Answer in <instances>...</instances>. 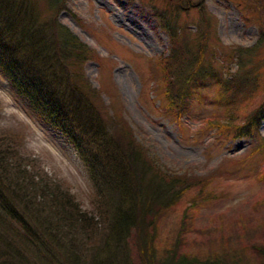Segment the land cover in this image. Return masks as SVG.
I'll return each instance as SVG.
<instances>
[{"label":"rangeland","instance_id":"rangeland-1","mask_svg":"<svg viewBox=\"0 0 264 264\" xmlns=\"http://www.w3.org/2000/svg\"><path fill=\"white\" fill-rule=\"evenodd\" d=\"M34 1L40 10L45 6L44 0ZM66 6L58 19L96 50L84 71L102 91L104 104L123 107L136 137L162 168L181 177L193 173L205 184L161 212L158 256L176 249L190 257L219 255L234 264H264L262 113L257 142L236 134L252 111L264 110V0H66ZM155 8L164 10L173 25L188 27L193 70L187 66L185 73L197 76L187 83L174 113H166L170 103L153 91L150 58L168 56L173 44L154 17ZM236 46L245 49L241 59L230 58ZM215 73L227 77V87L216 83ZM219 121L229 125L227 130L214 125ZM5 128L24 135L17 160L29 162L82 211L96 216L87 163L0 72V131ZM128 241L129 264H142L135 237Z\"/></svg>","mask_w":264,"mask_h":264},{"label":"trees","instance_id":"trees-1","mask_svg":"<svg viewBox=\"0 0 264 264\" xmlns=\"http://www.w3.org/2000/svg\"><path fill=\"white\" fill-rule=\"evenodd\" d=\"M32 1L0 0V72L70 139L88 165L98 206L96 216L82 211L55 181L46 180L29 162L17 160L24 135L3 129L0 264H129L131 235L142 264H234L219 255L205 259L179 255L176 249L158 256L161 212L191 188L205 184L193 173L181 177L162 168L160 159L136 137L123 107L104 104L102 91L84 71L86 62L96 58V50L58 19L67 8L66 0H44L42 10ZM155 10L154 17L173 44L168 56L150 58L154 90L178 108L186 85L196 76L185 73L193 63H188L192 57L188 27L173 25L164 10ZM244 50L231 48L230 58L241 59ZM213 78L227 87L224 74L215 73ZM262 108L252 111L237 136L250 135L251 142L258 141ZM218 123L222 130L229 127Z\"/></svg>","mask_w":264,"mask_h":264}]
</instances>
